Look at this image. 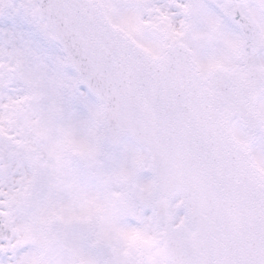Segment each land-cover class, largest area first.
I'll return each instance as SVG.
<instances>
[{
	"label": "snow or ice",
	"instance_id": "6c2138e0",
	"mask_svg": "<svg viewBox=\"0 0 264 264\" xmlns=\"http://www.w3.org/2000/svg\"><path fill=\"white\" fill-rule=\"evenodd\" d=\"M0 264H264V0H0Z\"/></svg>",
	"mask_w": 264,
	"mask_h": 264
},
{
	"label": "flooded vegetation",
	"instance_id": "af4514ba",
	"mask_svg": "<svg viewBox=\"0 0 264 264\" xmlns=\"http://www.w3.org/2000/svg\"><path fill=\"white\" fill-rule=\"evenodd\" d=\"M146 175H149L148 173H146Z\"/></svg>",
	"mask_w": 264,
	"mask_h": 264
}]
</instances>
